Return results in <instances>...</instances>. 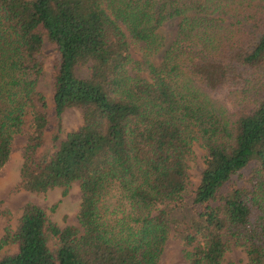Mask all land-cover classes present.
<instances>
[{
    "label": "trees",
    "instance_id": "trees-1",
    "mask_svg": "<svg viewBox=\"0 0 264 264\" xmlns=\"http://www.w3.org/2000/svg\"><path fill=\"white\" fill-rule=\"evenodd\" d=\"M44 39L52 141L66 110L81 119L53 152ZM26 124L19 186L78 182L81 230L27 202L0 264H159L172 223L188 264H222L232 243L264 264V0H0V170ZM195 141L204 166L187 203Z\"/></svg>",
    "mask_w": 264,
    "mask_h": 264
},
{
    "label": "rangeland",
    "instance_id": "rangeland-1",
    "mask_svg": "<svg viewBox=\"0 0 264 264\" xmlns=\"http://www.w3.org/2000/svg\"><path fill=\"white\" fill-rule=\"evenodd\" d=\"M161 31L169 36L175 33V22L168 23L161 28ZM55 45L44 39L42 45L44 66L43 72L39 77L37 89L44 94L48 102L47 117L48 123L45 129L46 146L53 152L66 134L77 128L80 123V111L71 108L64 112L62 116V128L60 138L53 142L52 137L56 132V117L54 106L51 100L52 92V71L51 61L54 56ZM131 54L134 60H140L142 50L140 43H131ZM77 73L88 78L89 68L87 66L78 67ZM146 72H142L145 75ZM28 126L24 127L23 131L16 135L12 142L11 156L8 162L0 170V239L7 227L15 228L17 219L21 214L24 205L27 202H33L42 207L48 218L56 223L60 228L67 225H72L79 230L81 227L78 223L77 214L81 203V191L78 182L72 183L68 188L56 187L45 193H32L21 188L20 185V168L23 163V151L27 138ZM192 156L188 160V171L190 184L188 192L184 195V201L189 203L193 195L203 169V154L204 150L200 143L195 141L192 144ZM174 215L178 219H183V215L187 213L186 208H175ZM185 218V217H184ZM183 227L171 224V230L168 239L165 242L163 252L160 257L159 264H188L183 255V243L181 238V230ZM53 246V241H50ZM5 248L3 249V251ZM233 262L235 264H247L246 256L241 245L231 244L230 249L225 254V259L222 264Z\"/></svg>",
    "mask_w": 264,
    "mask_h": 264
}]
</instances>
